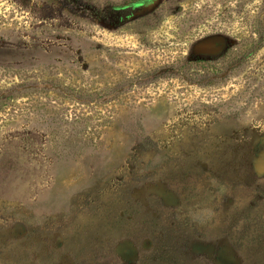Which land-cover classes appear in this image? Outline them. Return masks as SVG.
<instances>
[{"label": "rangeland", "instance_id": "rangeland-1", "mask_svg": "<svg viewBox=\"0 0 264 264\" xmlns=\"http://www.w3.org/2000/svg\"><path fill=\"white\" fill-rule=\"evenodd\" d=\"M0 264H264V0H0Z\"/></svg>", "mask_w": 264, "mask_h": 264}]
</instances>
